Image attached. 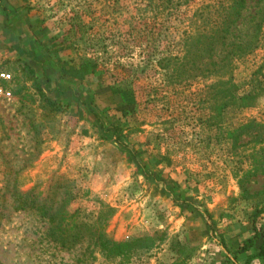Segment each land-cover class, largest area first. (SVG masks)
<instances>
[{"label": "rangeland", "instance_id": "obj_1", "mask_svg": "<svg viewBox=\"0 0 264 264\" xmlns=\"http://www.w3.org/2000/svg\"><path fill=\"white\" fill-rule=\"evenodd\" d=\"M217 1L25 0L41 28L36 41L43 61L34 65L9 44L0 24V73L11 76L0 78V196L6 185L33 188L54 207L64 201V215L76 220L101 216L115 241L152 238L147 248L124 256H106L86 241L61 248L37 211L8 209L0 227L2 264H200L181 220L196 207L182 203L179 211L174 199L180 198L194 197L210 228L255 216L264 229V170L250 178V197L237 184L244 171L258 167L259 144L225 138L240 124L264 123V89H258L264 0H245L235 34L255 35L256 44L233 59L231 70L189 78L172 70L186 41L192 52L210 25L212 13L206 24L197 10ZM85 64L94 72L78 83L68 73ZM117 87L133 90L131 109L117 107L109 92ZM254 88L252 104L238 106ZM173 176L187 190L165 197L158 184L168 190Z\"/></svg>", "mask_w": 264, "mask_h": 264}, {"label": "trees", "instance_id": "obj_2", "mask_svg": "<svg viewBox=\"0 0 264 264\" xmlns=\"http://www.w3.org/2000/svg\"><path fill=\"white\" fill-rule=\"evenodd\" d=\"M215 4H206L201 9H198V12L196 11L195 17H198L200 21H206V24L209 19L207 17H210L211 13L213 17L212 19L210 18V25L196 36L197 42L195 43L194 50L191 52L189 48L190 42L186 41V50L183 57L175 59L172 70L178 74V77L182 74H187L188 78L199 75L221 76L232 69V61L234 58H240L251 52L255 47V35L244 40V37L240 38L239 35L235 34L238 29V23L240 22L241 24L243 18L242 13L245 10V0H218ZM205 15H207L206 18ZM194 22L196 23L195 19L192 24ZM190 39L191 36H188V40ZM262 68H264V65L259 69L260 72ZM86 71L88 74L93 73L94 67L90 64L80 65L68 74H73L76 81L82 83V77ZM259 77L258 89L261 91L264 89V75ZM49 80L50 78L47 77V81ZM109 92L113 96L116 95L121 98L120 103L117 105L118 108L126 109L130 107L131 109L135 105V97L132 89L117 87L110 88ZM257 95L258 92L254 88L247 94L239 97L237 105H240L241 108L247 107L252 104ZM231 97L235 98L234 96ZM230 103L231 101L227 99L225 104L217 109L218 113ZM110 129L111 127H108L106 132L108 133ZM115 132L116 130H114ZM225 133V138H248L241 145L249 143L259 144V148L255 151L256 154L261 155L260 159H256L255 161L258 167L254 170L244 171L242 176L237 180L242 195L250 197L251 194L246 187L249 182H253L250 181V178L258 175V169L264 170V123L251 120L247 123L240 124L234 129H228ZM255 153L252 154V157L256 158ZM33 192V188L27 191H21L16 186L10 187L6 185L4 187L3 193L0 196V227L2 226L3 219L7 217L6 211L8 209H11L13 212L34 210L38 212L40 217L47 220L50 240L61 248H73L75 245L86 241L94 248H98L106 256L114 257L124 256L136 248H147L148 242H152V238L149 236L132 238L128 241H115L104 232L103 227L105 222L101 216L98 218V222L76 220L74 215H64V201L61 200V203L54 207L52 201L48 202L46 197H39ZM105 209L109 213L112 211L108 206H105ZM255 218L253 216L252 219H248L246 222L255 230L256 241H258L257 252L254 257L264 259V229L256 226ZM211 230L214 232L216 229L212 226ZM219 241L222 247L225 248L222 237H220ZM251 260L250 258L245 264H250ZM0 264L2 263L0 262Z\"/></svg>", "mask_w": 264, "mask_h": 264}, {"label": "crops", "instance_id": "obj_3", "mask_svg": "<svg viewBox=\"0 0 264 264\" xmlns=\"http://www.w3.org/2000/svg\"><path fill=\"white\" fill-rule=\"evenodd\" d=\"M24 3L25 0H0V24H2L3 34L6 33L5 36L11 35L7 39L9 44L19 48L20 53L26 56L30 55L31 58L29 59L34 61V65L39 60L43 61L42 53H38L39 50L37 49L41 44L36 41L38 36L36 34H40L41 28H36L39 24L34 22L36 21L35 18H30L28 10L24 8ZM24 49L27 50L24 51ZM50 77L49 75L48 78ZM94 94V97H98L97 93ZM114 101L119 104L121 98L114 96ZM172 178L174 186L169 187L168 192L164 188L168 184H158L161 195L174 198L175 194H184L183 189L187 190L183 187L180 178L175 176ZM174 200L177 202L179 211L183 208L182 203H185V207H188L186 204H190L192 208L193 206L196 207V209L187 211L189 213L185 216L183 213L181 220L186 227L188 239L200 250L197 255L198 260L201 261L200 264H245L250 258L252 259L250 264H264V259L254 257L257 252L258 241H256L255 230L248 222L244 220L222 222L221 225L217 226V230L212 232L207 218L202 213L200 206L196 205L197 202L194 197L187 198V200L180 198L181 203H178L179 200L177 199ZM219 236L224 240L225 248L220 244Z\"/></svg>", "mask_w": 264, "mask_h": 264}, {"label": "built area", "instance_id": "obj_4", "mask_svg": "<svg viewBox=\"0 0 264 264\" xmlns=\"http://www.w3.org/2000/svg\"><path fill=\"white\" fill-rule=\"evenodd\" d=\"M0 78H1L2 80L8 81V80L11 79V76H10V74L0 73ZM0 93H1V89H0Z\"/></svg>", "mask_w": 264, "mask_h": 264}]
</instances>
